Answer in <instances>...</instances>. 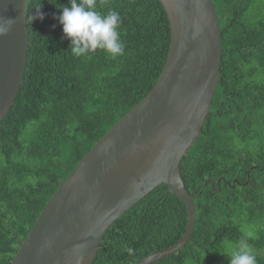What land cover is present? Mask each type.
<instances>
[{
  "label": "trees",
  "instance_id": "1",
  "mask_svg": "<svg viewBox=\"0 0 264 264\" xmlns=\"http://www.w3.org/2000/svg\"><path fill=\"white\" fill-rule=\"evenodd\" d=\"M212 1L220 77L203 131L181 164L195 197V232L156 264H229L230 246L246 236L240 215L260 224L247 242L264 264V0ZM68 3L29 1L25 81L0 124V264L12 263L60 182L154 86L171 46L159 0H97L98 11L119 13L124 53L76 57L56 19ZM38 9L43 19L32 20ZM187 221L185 203L162 184L113 223L95 264H136L169 249Z\"/></svg>",
  "mask_w": 264,
  "mask_h": 264
},
{
  "label": "water",
  "instance_id": "2",
  "mask_svg": "<svg viewBox=\"0 0 264 264\" xmlns=\"http://www.w3.org/2000/svg\"><path fill=\"white\" fill-rule=\"evenodd\" d=\"M29 1L0 0V124L24 83ZM159 1L172 35L159 79L62 181L11 264H95L113 223L162 184L185 203L186 232L175 246L136 264L176 255L194 234L195 197L185 186L181 164L200 137L216 94L219 20L212 0Z\"/></svg>",
  "mask_w": 264,
  "mask_h": 264
},
{
  "label": "clouds",
  "instance_id": "3",
  "mask_svg": "<svg viewBox=\"0 0 264 264\" xmlns=\"http://www.w3.org/2000/svg\"><path fill=\"white\" fill-rule=\"evenodd\" d=\"M39 9L37 10L36 16L35 17L32 16V20L35 18H39L41 20L43 19V14L39 12ZM217 18H218V16H217ZM56 19L58 20L59 24L62 25V32H63L65 38L70 41L69 50L71 51V53L74 56L88 58L90 53H93L97 50H102L113 58L120 56V55H123L124 44L122 43V41L120 39V33L118 31L120 23H121V17L119 15V13L115 10H109L106 13H102V12L98 11L97 10V0H70V3H68L67 6H64L63 8H61V14L58 17H56ZM9 22L13 23V21H9ZM219 31H220V29H219ZM171 43H172V35H171ZM220 43L222 46L221 36H220ZM29 48H30V44H29ZM170 49H171V46H170ZM170 49H169V51H170ZM168 54H169V52H168ZM221 56H222V51H221ZM167 58H168V55H167ZM167 58H166V61H167ZM28 59H29V51H28ZM166 61H165V64H166ZM153 62H155V61L153 60ZM221 64H222V60H221ZM27 65H28V60H27ZM164 67H165V65H164ZM162 69H164V68H162ZM26 70H27V66H26ZM26 70H25V75H26ZM25 75H24V78H25ZM160 75H159V77H160ZM159 77H158V79H159ZM24 81H25V79H24ZM23 85H24V83H23ZM18 96H19V94H18ZM18 96H17V98H18ZM17 98H16V100H17ZM132 108H131V110H132ZM11 110H12V108H11ZM210 112H211V108H210ZM209 115H210V113H209ZM76 166H78V165H76ZM71 172H70V174H71ZM70 174H68V175H70ZM62 181L60 182V184L62 183ZM59 185H58V187H59ZM58 187L56 188V190L58 189ZM55 191H54V193H55ZM52 195H51V198H52ZM47 203H46V205H47ZM44 208H43V210H44ZM240 216H241V221L239 222V225H241L243 223L251 224V219H249L247 216H245V215H240ZM250 238H252V233L248 232L247 235L245 236V238H242L239 242L230 246L228 253H226V255L229 258V264H257L256 254H255L254 250L252 249V247L250 246V244L247 242V240ZM126 251L129 254H132V252H133V250L131 248H127Z\"/></svg>",
  "mask_w": 264,
  "mask_h": 264
},
{
  "label": "rangeland",
  "instance_id": "4",
  "mask_svg": "<svg viewBox=\"0 0 264 264\" xmlns=\"http://www.w3.org/2000/svg\"><path fill=\"white\" fill-rule=\"evenodd\" d=\"M252 224V223H251ZM248 223H243V224H241V228H240V231L243 233V234H246L247 235V233L248 232H251L252 233V236L253 237H255L256 236V234L258 233V230H257V228L259 229V223H256V227L254 226V227H252L251 225H248ZM260 232V231H259ZM262 232H264V230H261V233ZM219 258H217V257H214V258H212L211 259V261L212 262H215V261H217ZM215 264H217V263H215Z\"/></svg>",
  "mask_w": 264,
  "mask_h": 264
}]
</instances>
